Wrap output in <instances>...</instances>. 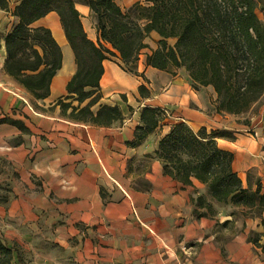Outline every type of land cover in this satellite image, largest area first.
Returning <instances> with one entry per match:
<instances>
[{"label": "crops", "instance_id": "crops-1", "mask_svg": "<svg viewBox=\"0 0 264 264\" xmlns=\"http://www.w3.org/2000/svg\"><path fill=\"white\" fill-rule=\"evenodd\" d=\"M52 13L33 24L53 29L62 53L61 68L44 100L31 98L5 73L6 34H0V184L11 186L7 218L21 227L38 218L60 222L56 231L65 247L79 234L77 227H84L87 238L70 248L79 264H181L183 258V264H264V212L238 219L217 205L215 213H207L195 203L198 196L207 197L206 186L164 175L155 158L154 135L127 145L141 125L142 107L171 108L173 118L193 131L204 127L230 133L231 139L220 137L217 144L233 154L232 170L242 188L254 191L259 182L264 192V107L256 122L234 123V115L215 113L202 91L191 89L188 77L170 80L156 99L139 98L137 89L146 84L140 76L123 72L115 53L102 63L101 99L91 110L95 115L101 106L117 107L121 119L110 125L73 122L55 106L67 96L76 66L59 18L55 21ZM5 15L0 10V26ZM136 71L149 87L159 76L146 66L145 56L139 57ZM140 159L147 160L143 189L135 183L133 167ZM207 201L216 206L209 197ZM195 210L206 215L194 217ZM2 211L0 207V217Z\"/></svg>", "mask_w": 264, "mask_h": 264}, {"label": "trees", "instance_id": "trees-1", "mask_svg": "<svg viewBox=\"0 0 264 264\" xmlns=\"http://www.w3.org/2000/svg\"><path fill=\"white\" fill-rule=\"evenodd\" d=\"M80 1L96 17L97 42L87 37L73 0H22L12 13L18 23L4 38L5 73L34 100H44L61 68L62 53L49 29L32 25L51 12L57 14L76 66L64 100L77 105L62 102L63 110L60 107L69 120L110 125L121 119L117 107L101 106L95 115L91 110L101 99L102 63L117 53L123 65H135L139 52L148 48L150 33L159 40L146 55V66L166 72L183 68L193 85L210 86L216 95L215 113L242 114L263 95L264 26L255 14L254 0H146L147 6L136 3L125 14L117 0ZM258 2L264 11V0ZM0 9H7L6 0H0ZM168 39L175 40L173 46ZM138 92L145 98L147 89L141 85ZM139 120L128 146L140 144L160 127L162 110L145 106ZM262 120L264 127V111ZM154 154L164 175L186 185L198 180L216 203L241 208L245 218L264 212L260 183L254 191L243 189L232 170L233 154L219 147L216 136L207 135L204 128L195 133L182 123L171 126ZM203 198L195 199L199 208ZM205 215L193 212L197 218ZM1 249L11 253L7 247Z\"/></svg>", "mask_w": 264, "mask_h": 264}, {"label": "rangeland", "instance_id": "rangeland-1", "mask_svg": "<svg viewBox=\"0 0 264 264\" xmlns=\"http://www.w3.org/2000/svg\"><path fill=\"white\" fill-rule=\"evenodd\" d=\"M22 0H6L7 3V9L2 10L6 13L5 18L2 19V24L0 26V34L4 36L5 34H9L13 28L17 25L18 20L16 17L12 15L14 9L16 6L21 2ZM255 1V14L258 18V20L263 24L264 26V11L261 9V5L258 2V0ZM76 9L79 11L81 15V22L83 24L84 30L87 34V37L91 39L93 42H97L99 39V33L97 30V20L95 15L89 10V8L82 3L80 0H73ZM140 4L142 6H147L148 3L146 0H117L116 4L120 7L122 12L125 14L129 10L130 7H132L134 4ZM85 10H84V9ZM1 10V9H0ZM53 14V13H52ZM54 20L57 21L58 17L54 13L53 14ZM59 22V21H58ZM60 26V25H59ZM32 27H35L32 25ZM52 34L55 33V31L52 29L50 30ZM62 32V28H61ZM63 33V32H62ZM159 40V36L155 35L153 33H150L148 38L146 39V43L148 44L147 49H143L139 52V57L145 56L150 53V51L155 50L157 48V42ZM175 43L174 39H168L167 44L169 46H173ZM137 60V62H138ZM121 65L120 68L123 72L135 76H140L143 83L141 84L147 89V93H143L145 98L142 99H156L154 97L158 96L159 94H162V89L165 88V86L169 83L170 80H179L184 77H188L186 71L183 68L179 69H169V71H160L158 77H154V84L153 87H149L147 80L144 78L143 74H138L136 71V65ZM189 78V77H188ZM167 80V81H166ZM190 81V80H189ZM192 90L195 91L198 90L202 91L203 95L209 100L210 105L212 106V109L215 108V100L216 95L212 96L210 94L211 89H213L210 86L202 87L198 85H193L190 81L189 83ZM214 92V91H213ZM137 96L139 98V92L137 89ZM32 98V97H31ZM121 100H126L127 97L125 95H120ZM62 100V99H61ZM59 100L60 102H56V106L59 108L62 107L63 103H69L68 100ZM73 106H76V102H70ZM264 107V93L260 97V99L255 102L247 111H245L242 114L234 115V117L231 119L232 122L238 123L240 125H249L252 122L257 121V116L261 112L262 108ZM143 108V107H142ZM154 108V107H152ZM162 110V122L159 128H157L152 135H154L155 138H157V143L159 139L165 135L171 126L182 123L186 125L183 122L177 121V119L173 118L174 111H172L171 108L163 107L159 108ZM51 113L53 108L48 109ZM63 110V107H62ZM132 109H130L131 112ZM70 112V109L67 110V113ZM223 115V114H222ZM83 120L88 119V117H81ZM263 126V124H262ZM204 128V127H203ZM201 129V128H200ZM200 129L194 131L195 133L198 132ZM207 135L210 136H216V141L220 137H224L227 139H231L232 135L226 131L222 130H209L207 128H204ZM264 131V127H263ZM250 134L256 136L254 132L250 131ZM134 167V173L136 175L135 177V183L137 187L143 189L146 187V183L144 182L143 175L145 173V167L147 166V160L146 159H140L137 160ZM250 182L253 184L254 177L250 175ZM11 192V186L9 184L3 183L0 184V207H2L3 211L1 213L0 217V264H79L77 262L73 261V256L70 251V248H74L80 244V242H83L85 238H87L86 231L84 227H77V230L79 231V234L75 237L69 238L67 241V247H65V244H60L58 240L57 235V228L59 227V223H53V222H46L45 219H36L29 223V226L21 227L20 223L17 221H10L7 218L6 212H8L7 205H9L8 197L9 193ZM209 197L210 201L215 202L213 199ZM207 197L204 196V204L203 207L205 208V211L207 213H215L217 205L224 209L225 213H230L234 218H245L243 216V211L241 208L236 207L235 205H232L231 203H216V206H214L211 202L207 201ZM5 210V211H4ZM211 212H210V211ZM204 213V212H203ZM33 224V225H31ZM225 233L228 230H223ZM1 247H7L11 250L10 254H5L4 251L1 249ZM181 264L184 263L181 261Z\"/></svg>", "mask_w": 264, "mask_h": 264}]
</instances>
